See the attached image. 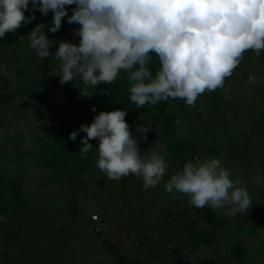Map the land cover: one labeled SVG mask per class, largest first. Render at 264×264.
Returning <instances> with one entry per match:
<instances>
[{
  "label": "rangeland",
  "instance_id": "obj_1",
  "mask_svg": "<svg viewBox=\"0 0 264 264\" xmlns=\"http://www.w3.org/2000/svg\"><path fill=\"white\" fill-rule=\"evenodd\" d=\"M45 32L54 40L47 28ZM62 38L78 43L75 35L63 32L54 40L47 59H40L31 48L17 57L12 52L13 59L6 64L25 73L19 75V81H11V88L17 85L43 96L47 81H60V64L53 57ZM244 55L233 75L226 78L224 88L206 91L208 95H200L194 106L187 105L189 110L214 117L215 121L207 122L209 128L196 122L200 131L177 133L188 143L179 146L171 143L172 128L159 131L154 127L147 133V140L158 147L168 163L164 180L148 190H144L142 178L134 175L122 177L121 183L97 169L87 173L90 178L78 182L63 178L61 171L52 179V170L25 164L28 153L21 148L31 149L48 134L53 135L58 112L66 114L75 111L79 103L92 102L99 85L89 89L92 96L85 97L80 94L82 84L77 78L78 82L58 85L50 99L21 95L9 105L6 113L0 114V175L6 155L9 163L17 157L15 167L19 163V171H11H21L25 194L23 211L14 206L11 219L0 223V264H120L122 260L106 245L107 239L123 253L126 264H241L232 252L236 243L250 248L247 264H264V227L257 228L260 215L253 217L264 201L255 176L264 172V52L259 57L251 50ZM151 56L149 63L158 59L155 54ZM250 75L256 77L254 84L248 80ZM216 127L219 131L215 132ZM212 131L217 141L214 146L210 145ZM150 141L144 149L152 146ZM196 157L218 158L231 170L232 179H238L249 191L253 203L248 212L233 217L217 209L219 221L210 224L189 203L187 195L165 191L164 182L183 168V161H195ZM247 170L254 174L246 175ZM99 179L105 182L99 184ZM96 218L101 220L96 222ZM101 226L99 235L96 230Z\"/></svg>",
  "mask_w": 264,
  "mask_h": 264
},
{
  "label": "clouds",
  "instance_id": "obj_2",
  "mask_svg": "<svg viewBox=\"0 0 264 264\" xmlns=\"http://www.w3.org/2000/svg\"><path fill=\"white\" fill-rule=\"evenodd\" d=\"M30 4L33 15L26 17ZM70 5L76 7L68 15ZM36 11L53 13L50 25L38 24L27 36L40 59H47L56 43L45 28L58 32L65 17L68 24L80 25L74 30L78 43L60 40L53 57L60 64L61 85L79 78L80 94L90 97V88L111 84L124 71L137 108L169 98L194 106L206 91L225 87L246 51L257 57L264 52V0H0V39L22 22L31 23ZM151 54L159 61L155 74L148 67ZM248 80L254 84L256 77ZM126 116V109L101 111L69 139L86 133L82 156L93 148L89 141L98 139L96 167L108 179L134 175L142 178L144 190L155 188L164 180L168 163L155 144L147 156L141 155L139 145L153 128L138 125V140ZM256 183L264 185V176ZM164 189L187 195L197 208L224 209L225 216L248 212L253 203L247 187L232 179L231 170L215 157L188 160L164 182Z\"/></svg>",
  "mask_w": 264,
  "mask_h": 264
},
{
  "label": "trees",
  "instance_id": "obj_3",
  "mask_svg": "<svg viewBox=\"0 0 264 264\" xmlns=\"http://www.w3.org/2000/svg\"><path fill=\"white\" fill-rule=\"evenodd\" d=\"M67 7L68 15H71L72 9L75 8L76 5H70ZM31 8L32 6L30 4L29 10L25 12L26 17L33 15ZM35 17L36 18L32 20L31 23L24 25L22 22L21 28L17 29L14 33H6L4 38L0 39V114H5L8 106L17 101V99H19L21 95H26L29 97L31 96L34 99H37V97H39L41 101L50 99L49 95L54 89H56L58 85H60V81L57 80L47 81V83H45V92L43 96L38 95L36 91L31 92L28 88H18L17 85L16 87L11 88L13 84L11 81H19V75H23L25 71L11 69L5 61L13 59V56H10L12 52H14L15 57H17V55H20L19 53H21L22 51L23 53H25L27 50H31L29 49V41L27 39L28 34L38 24L45 23V21H48L51 24L53 13L50 11L48 15L45 16L41 12L36 11ZM79 27L80 25L76 23H73L71 25L68 24L67 17H65L62 21L61 29L56 33L51 32L53 36L52 39H54L55 41L58 40L57 35L63 32H65V34L72 33L74 35V30L78 29ZM13 41L15 42L14 46L12 44ZM244 56L245 55H243V57ZM148 67L153 72V74H155L159 68L158 59H155L153 63H148ZM129 87L130 84L127 79V73H122V75L118 76V78L113 83L107 85H99L92 102L79 103L75 111H69L66 114L64 112H58L60 114L56 115V118H54L53 135L48 134L49 136H47L50 137L49 139L47 137L42 138L41 142L39 141V144L37 142V145L31 149L21 148V151L28 153V156L25 158V164H34L36 165V167L39 166L44 169L52 170L50 174L52 176V179H56L58 172L61 171V176L63 178H68L69 180L76 179L78 180V182H80L79 180H81L82 178H86L89 171L97 170L98 168L96 167V163L98 156L96 148H98L99 146L98 139H92L89 141L93 144V148L86 155L82 156L80 155V149L83 146L81 141L83 137L86 136V133L80 132L75 141L70 140L69 136L70 133L79 129L81 125H90L93 122L95 115H98L100 113L101 108L102 111L109 112L117 109H126L127 116L125 117V120L130 127L132 125L134 126L131 130L137 137V139L141 137V134L137 132V127L140 124L146 123L145 125H150L152 128H159V131H164L167 128H172L173 138L171 135V143L172 145L176 143L177 146H179V144H188L184 143V138L177 136V133L181 134L182 131L192 132L193 129L197 132L200 130L197 129L198 125L195 127L194 123L198 122L199 124H201V126L204 125L206 128H209L207 122H210L211 120L215 121L214 117H211V115L206 112L202 113L199 110L194 111L191 108L189 110L187 104L181 99L174 100L169 98L167 101H160L154 106L146 104L142 108H137L136 105L130 100ZM105 91L108 92L107 95L104 94ZM211 92L209 93L210 95ZM207 95L208 94H202L201 96L203 97ZM228 102L229 100H226V103ZM93 107H95L96 109L95 112L92 111ZM220 110L222 111V109ZM217 120H219V123L222 124V117L218 116ZM153 122H155L156 124H153L152 126ZM213 123L217 125V122ZM157 124H160L161 126L157 127ZM215 130L219 131L217 130V127L213 131ZM213 131L210 137V141L212 143L210 144L211 146L216 145L217 142L214 135L215 133L213 134ZM147 138L149 137L147 136ZM147 141L150 140L142 141V146L140 145L141 155L143 156L148 155V152L146 150L151 147L148 144L149 148L144 149L145 143ZM16 158L13 159V162L10 161L11 163H9L7 160L9 158L6 155V160L2 162L3 170L0 175V223L4 220L9 221L11 219V211H13L12 209L14 206H16V209L20 212L23 211L21 201L24 197L23 194H25V192L23 190V182L21 181V171L16 174L11 171L12 169H17L16 172L19 171V163H17L15 167V162L17 161ZM186 162L187 161L185 160L183 161V163ZM8 164H10V166H8ZM11 164H13L14 167H12ZM23 168L24 167L22 163L21 170H23ZM76 174L79 175L76 176ZM237 174L239 173L237 172ZM245 174L251 176L254 173L247 170ZM255 176H264V172L263 174L258 173V176L255 174ZM88 178L90 177H87V179ZM120 180L121 183L124 182L123 179ZM126 181L127 180H125V182ZM97 182L99 184H102L103 182H105V180L99 179L97 180ZM116 183L117 181L114 182V184ZM258 188L260 189V192L264 198V185H259ZM197 211L202 216H204L210 224H214L216 221H219V217L217 216V209L205 206L203 208H197ZM168 215L172 216L173 214L169 212ZM258 215L261 216L257 224V228L260 229L264 227V201L253 213V217H256ZM99 219L96 218L95 221L97 222V220ZM96 232L101 235L102 226L100 230H96ZM211 238L209 239V241L213 240V234L211 235ZM106 245L111 247V251L117 259L119 258L122 260L120 264H126V262H128L123 253L117 247H115V244H113L110 240H106ZM263 245L264 244H262V246ZM250 251V248L243 243H236L232 247L233 255H235L239 259V261H241V264H247L246 260H248L247 256L249 255Z\"/></svg>",
  "mask_w": 264,
  "mask_h": 264
}]
</instances>
